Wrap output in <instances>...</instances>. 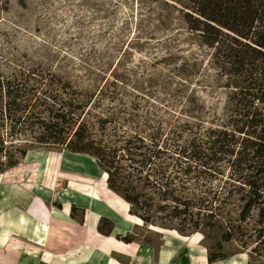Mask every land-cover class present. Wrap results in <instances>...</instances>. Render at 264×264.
Returning <instances> with one entry per match:
<instances>
[{"label": "rangeland", "instance_id": "rangeland-1", "mask_svg": "<svg viewBox=\"0 0 264 264\" xmlns=\"http://www.w3.org/2000/svg\"><path fill=\"white\" fill-rule=\"evenodd\" d=\"M182 4L184 0H0V74L34 91L63 97V88L91 99L82 118L93 126L96 139L116 150L118 189L138 195L140 202L133 211L128 203L130 214L149 218H140L142 225L134 233L156 254L163 235L181 240L169 251L165 247L164 261L190 248L195 264L200 263L199 250L224 254L208 264H264V246L250 257L256 231L264 226L257 209L238 220V195L229 193L224 181L227 167L222 174H210L195 161L191 139L226 124L229 90L210 50L188 29ZM147 147L156 152L150 160ZM56 157L67 160L62 178L75 171L71 159L90 170L96 166L92 156L32 146L17 166L0 173V184L37 189L26 182L34 177L49 184L50 177L41 176L38 167L44 158ZM164 175L174 194L191 200L179 206L185 207L183 214L205 218L212 209L220 225L204 224L194 231L189 221L180 225V219L170 218L175 203L164 205L162 191L153 186L154 181L164 182ZM62 178L54 180L61 185L46 188L64 187ZM180 226L186 228L183 234L176 229ZM223 230H230L233 239L218 249ZM86 249L95 250L80 245L68 256L83 263Z\"/></svg>", "mask_w": 264, "mask_h": 264}, {"label": "trees", "instance_id": "trees-1", "mask_svg": "<svg viewBox=\"0 0 264 264\" xmlns=\"http://www.w3.org/2000/svg\"><path fill=\"white\" fill-rule=\"evenodd\" d=\"M182 6L188 29L210 50L211 61L229 90L226 124L206 128L199 137L191 139L197 149L196 164L200 171L210 174H222L226 166L225 184L229 193L238 195L237 219L243 221L257 209L260 221L264 222V0H184ZM62 93L63 97H57L34 91L0 74V173L17 166L32 146L88 154L106 172L108 187L127 201L133 211L139 198L118 189L116 150L96 139L93 126L82 118L91 99L79 98L75 90L62 88ZM147 150L150 160L156 152L150 147ZM165 178L164 182L154 181L153 186L162 191L164 205L175 203L170 218L180 219V225L189 221L194 231L204 224L220 225L216 220L219 214L212 209L205 218L183 214L185 207L179 206L188 205L191 200L174 194L172 182ZM197 203L203 205L204 201ZM138 216L149 221L147 216ZM176 229L182 234L186 231L185 226ZM256 232L257 243L251 248L250 257L264 246V226ZM124 239L130 241L132 237L127 235ZM219 239L216 246L221 249L222 242L232 240L233 234L223 230ZM217 251L207 250L209 263L225 257Z\"/></svg>", "mask_w": 264, "mask_h": 264}, {"label": "crops", "instance_id": "crops-1", "mask_svg": "<svg viewBox=\"0 0 264 264\" xmlns=\"http://www.w3.org/2000/svg\"><path fill=\"white\" fill-rule=\"evenodd\" d=\"M65 161L61 157L47 164L45 161L44 169L41 162L38 170L43 172L41 176H49L51 182L38 183L35 177L26 181L37 189L28 190L12 182L0 184V264H77L68 255L80 245L108 255L104 261L86 258L88 264L197 263L190 248L175 258L165 256L164 261L165 247L169 251V247L181 241L179 237L163 235L162 248L156 254L152 245L134 233L141 222L130 214L128 202L108 187L97 162L90 170V166L71 159L75 171L62 178ZM59 177L65 182L64 187L46 188L55 187L58 182L54 180ZM127 235L132 237L130 241L124 239ZM198 252L199 264H208L207 252Z\"/></svg>", "mask_w": 264, "mask_h": 264}, {"label": "bare ground", "instance_id": "bare-ground-1", "mask_svg": "<svg viewBox=\"0 0 264 264\" xmlns=\"http://www.w3.org/2000/svg\"><path fill=\"white\" fill-rule=\"evenodd\" d=\"M49 160L51 161V159L49 158H44L41 162L42 166H43V169H44V166H45V161H46V164L49 162ZM107 174H105V177H106ZM135 220L139 223L141 222V219L136 217ZM71 253V252H70ZM85 253H87V258H94L96 260H99V261H104L105 259L108 260V256L106 255V253H98L96 250H85ZM83 264H88L87 262L83 263ZM109 264V263H108ZM221 264H230L228 261H225V262H222Z\"/></svg>", "mask_w": 264, "mask_h": 264}]
</instances>
